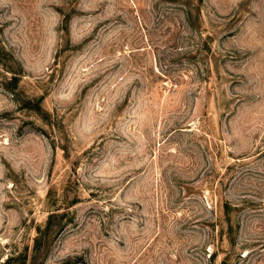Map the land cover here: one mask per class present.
<instances>
[{
	"label": "rangeland",
	"instance_id": "rangeland-1",
	"mask_svg": "<svg viewBox=\"0 0 264 264\" xmlns=\"http://www.w3.org/2000/svg\"><path fill=\"white\" fill-rule=\"evenodd\" d=\"M24 256L264 264V0H0V264Z\"/></svg>",
	"mask_w": 264,
	"mask_h": 264
},
{
	"label": "trees",
	"instance_id": "trees-1",
	"mask_svg": "<svg viewBox=\"0 0 264 264\" xmlns=\"http://www.w3.org/2000/svg\"><path fill=\"white\" fill-rule=\"evenodd\" d=\"M37 110L38 107H37ZM64 213L63 214H60V213H57V212H51L49 213V215L47 216V219H46V223L44 225V228L43 230L39 231V234L40 233H43L45 235L48 236V234L54 230L55 228L61 226L62 224V217H63ZM47 236H45V239L44 240H41V236H36L35 239H34V246H33V249H34V252H40V250L42 248H46L47 246ZM35 257H36V254H35ZM15 258V257H14ZM12 259V257H7V259L4 261V264H7L10 262V260ZM36 259L33 258L32 259V263H34ZM26 261H27V257L24 256V258H21V261L20 263H16V264H26Z\"/></svg>",
	"mask_w": 264,
	"mask_h": 264
}]
</instances>
